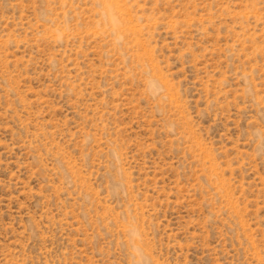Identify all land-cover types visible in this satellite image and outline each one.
I'll return each instance as SVG.
<instances>
[{
    "label": "rangeland",
    "instance_id": "obj_1",
    "mask_svg": "<svg viewBox=\"0 0 264 264\" xmlns=\"http://www.w3.org/2000/svg\"><path fill=\"white\" fill-rule=\"evenodd\" d=\"M0 264H264V0H0Z\"/></svg>",
    "mask_w": 264,
    "mask_h": 264
}]
</instances>
